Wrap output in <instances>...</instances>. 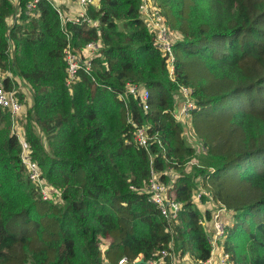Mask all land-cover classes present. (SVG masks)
I'll use <instances>...</instances> for the list:
<instances>
[{"label":"trees","instance_id":"1","mask_svg":"<svg viewBox=\"0 0 264 264\" xmlns=\"http://www.w3.org/2000/svg\"><path fill=\"white\" fill-rule=\"evenodd\" d=\"M33 1L0 0V73L11 74L0 82L28 84L25 138L60 195L43 199L0 108V264H147L164 249L203 264L212 250L200 221L212 215L194 202L200 183L231 212L233 264H264V0H155L176 37L173 58L157 47L142 0H98L88 16L99 27L63 23L53 0L30 12ZM97 41L91 74L81 70L68 87L65 50ZM129 83L150 92L149 111L140 97L120 100ZM183 89L197 107L190 145L173 117ZM141 127L148 148L135 140ZM172 172L183 205L175 223L144 190L153 174L170 184Z\"/></svg>","mask_w":264,"mask_h":264},{"label":"built area","instance_id":"2","mask_svg":"<svg viewBox=\"0 0 264 264\" xmlns=\"http://www.w3.org/2000/svg\"><path fill=\"white\" fill-rule=\"evenodd\" d=\"M40 0H34L29 5V11L35 10L36 5ZM98 0H77L78 12L74 17H67L62 9L54 3L55 8L59 12L63 23L72 21L79 24H87L90 27H99V22L91 19L88 16V9L91 6L96 5ZM140 11L142 17L148 24L149 30L157 31L158 38L156 45L162 51L164 56L173 58V48L175 46L176 37L172 31H169L164 25V18L162 17L159 8L156 7L154 0H152L151 6H149L148 0H142ZM180 36H178L179 39ZM100 42L89 43L82 51H73L70 47L65 50V61L67 63V86H72L79 77L81 70L91 74L92 71V60L99 56ZM175 72L174 68H170V73L173 75ZM187 98L179 104L181 105L178 110L173 112V117L177 122L182 123L185 127V133L192 126V112L197 108L195 101L189 100V92L186 89L182 90V94ZM128 96L140 97L144 108V111L150 110V92L143 86L138 84L129 83L123 94L119 96L120 100L125 102ZM127 107V105L125 104ZM23 107L22 101L19 99L17 91H9L5 89L2 82H0V108L8 111L11 115L13 133L18 137L22 146V161L25 164L29 177L32 183L36 186L38 191L41 193L44 200H50L53 195L59 196V191L53 188L43 178L42 171L38 163L33 158V152L30 144L25 138V130L19 129L20 122L23 120ZM190 118V122L187 119ZM136 142L144 148L149 147V134L147 127H141L135 134ZM205 151V148L202 147ZM197 164L196 160L191 162L189 165L193 166ZM190 166V167H191ZM175 172L171 175V183L166 184L160 179L159 174H153L151 180L145 187V192L149 195V199L154 203L161 211L162 216L169 222H178L179 215L182 211L183 205L178 202L171 195L172 185L176 180ZM203 196H208V204L204 203ZM194 202L196 205L206 212V209L211 211L212 218L207 220L202 219L200 222L205 227L209 242L211 244V257L203 264H233L231 261V255L225 249L226 241V228L229 223H226L223 217H227L230 221L231 212L225 206L216 204L213 198L203 189H199L194 195ZM213 204L215 208L211 209L210 205ZM207 225H210L211 230ZM225 239V240H224ZM143 257L138 258L137 260ZM170 258L173 264H181L175 260V253L170 250H161L155 259L150 260L147 264H166L167 259ZM136 260V261H137ZM135 261V262H136ZM135 262L133 264H135ZM119 264H129L126 258L119 261Z\"/></svg>","mask_w":264,"mask_h":264},{"label":"rangeland","instance_id":"3","mask_svg":"<svg viewBox=\"0 0 264 264\" xmlns=\"http://www.w3.org/2000/svg\"><path fill=\"white\" fill-rule=\"evenodd\" d=\"M149 1V6H151V3H152V0H148ZM154 2H155V5H156V7L158 8V4H157V2L154 0ZM16 22V20L15 19H13V20H9V23L10 24H14ZM8 75V74H7ZM7 75H2L3 76V78L4 77H6ZM2 76H0L1 77V79H2ZM17 83H18V90H17V93L19 92V94L20 95H22L23 96V101H22V104L24 105V107H23V120L20 122V127H19V129H25V125H26V117H27V112H28V110H29V108H30V106L32 105V92H31V90H30V88H29V86H28V84H26L25 82H23L21 79H17ZM179 100H180V102H183V98H181V97H179ZM187 122H190V118H188L187 119ZM184 135L186 136V141H187V143L190 145L191 144V142L193 143V138H192V136L194 135V130H193V128L191 127L189 130H188V132L187 133H185L184 132ZM195 144H198V142L196 141V143ZM202 156V155H201ZM199 157V165L201 166V165H204L206 162H207V157H205V156H202V157ZM198 163V162H197ZM190 166L191 165H189V168L187 169V174H190V175H194V174H196V168L197 167H192V168H190ZM173 174V172L172 173H170V174H168V176H171ZM199 188H201V183L199 184ZM202 189V188H201ZM210 208L211 209H213V208H215L214 207V205L213 204H211L210 205ZM223 219H224V221L226 222V223H230L231 221H229V219H227V217H223ZM208 226V228H209V231L211 230V226L210 225H207ZM225 240V239H224ZM106 244H108V241H104ZM106 244H102L101 245V248H104L105 246H106ZM176 253V252H175ZM188 256H186L184 259H181V256H180V254H175V260L176 261H179V259H180V262L181 263H186V262H189V263H192V261L190 262V259H188L187 258Z\"/></svg>","mask_w":264,"mask_h":264},{"label":"crops","instance_id":"4","mask_svg":"<svg viewBox=\"0 0 264 264\" xmlns=\"http://www.w3.org/2000/svg\"><path fill=\"white\" fill-rule=\"evenodd\" d=\"M16 3L18 2V0H14ZM53 2L59 6L62 11L64 12V14L67 17H74L76 15V13L78 12V3L77 0H53ZM13 20V19H11ZM10 20V21H11ZM3 74L0 73V76H2ZM7 76L11 77V74L8 73ZM3 78V76H2ZM181 107V105L179 106V108Z\"/></svg>","mask_w":264,"mask_h":264},{"label":"water","instance_id":"5","mask_svg":"<svg viewBox=\"0 0 264 264\" xmlns=\"http://www.w3.org/2000/svg\"><path fill=\"white\" fill-rule=\"evenodd\" d=\"M135 264H146L144 258H141L135 262Z\"/></svg>","mask_w":264,"mask_h":264}]
</instances>
